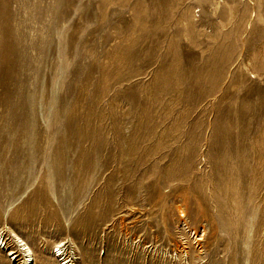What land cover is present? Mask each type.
<instances>
[{
  "label": "rangeland",
  "instance_id": "rangeland-1",
  "mask_svg": "<svg viewBox=\"0 0 264 264\" xmlns=\"http://www.w3.org/2000/svg\"><path fill=\"white\" fill-rule=\"evenodd\" d=\"M0 238L264 264V0H0Z\"/></svg>",
  "mask_w": 264,
  "mask_h": 264
},
{
  "label": "bare ground",
  "instance_id": "bare-ground-1",
  "mask_svg": "<svg viewBox=\"0 0 264 264\" xmlns=\"http://www.w3.org/2000/svg\"><path fill=\"white\" fill-rule=\"evenodd\" d=\"M182 216V215H181ZM184 221V220H183ZM183 223V222H182ZM192 232V231H191ZM22 241V240H21ZM0 242L3 244V240H2V238H0ZM19 244V243H18ZM25 245V244H24ZM23 246V245H22ZM63 246V245H62ZM65 246V245H64ZM55 248H58V252L60 251V249H61V246H56ZM21 249H22V247H21ZM25 254H26V261L24 262V264H32L33 262H34V259H33V252H32V250L28 247V248H26L25 247ZM57 251V250H56ZM10 252V251H9ZM53 252H54V250H53ZM61 255H64V253H61ZM68 255V254H67ZM61 257V256H60ZM68 259V258H67ZM66 260V259H65ZM64 260V261H65ZM66 264H73V260H68V262L66 263Z\"/></svg>",
  "mask_w": 264,
  "mask_h": 264
},
{
  "label": "built area",
  "instance_id": "built-area-1",
  "mask_svg": "<svg viewBox=\"0 0 264 264\" xmlns=\"http://www.w3.org/2000/svg\"><path fill=\"white\" fill-rule=\"evenodd\" d=\"M57 257H59L60 255L59 254H56ZM62 258V257H61ZM63 259V258H62Z\"/></svg>",
  "mask_w": 264,
  "mask_h": 264
}]
</instances>
